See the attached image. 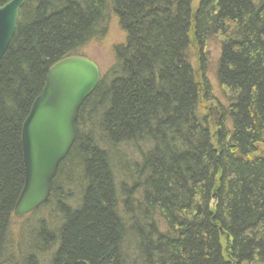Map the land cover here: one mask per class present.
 Segmentation results:
<instances>
[{
    "label": "trees",
    "instance_id": "1",
    "mask_svg": "<svg viewBox=\"0 0 264 264\" xmlns=\"http://www.w3.org/2000/svg\"><path fill=\"white\" fill-rule=\"evenodd\" d=\"M200 3L26 0L0 62V264H264V0ZM111 15L126 40L50 199L14 236L24 121L52 67L85 58ZM213 42L216 125L200 114Z\"/></svg>",
    "mask_w": 264,
    "mask_h": 264
},
{
    "label": "water",
    "instance_id": "2",
    "mask_svg": "<svg viewBox=\"0 0 264 264\" xmlns=\"http://www.w3.org/2000/svg\"><path fill=\"white\" fill-rule=\"evenodd\" d=\"M26 0L0 6V62L16 35L20 10ZM42 94L36 98L22 128L25 184L14 208L25 217L45 205L58 169L77 139L81 107L96 90L102 74L97 64L73 57L55 64Z\"/></svg>",
    "mask_w": 264,
    "mask_h": 264
},
{
    "label": "rangeland",
    "instance_id": "3",
    "mask_svg": "<svg viewBox=\"0 0 264 264\" xmlns=\"http://www.w3.org/2000/svg\"><path fill=\"white\" fill-rule=\"evenodd\" d=\"M202 0H193V8L197 10L200 6V2ZM109 22V31L105 38L101 40H95L89 44L86 49L84 50L85 58L91 61L92 63L97 64L100 74L105 75L107 71L113 66V47H117L119 44H123L125 42V35L121 28H119V23L117 18L114 16H110ZM221 53V47L218 43H211L208 50V72L207 78L211 83V88L214 91V101L209 102L207 105H203L200 108V114L210 116V122L213 125L217 122V114L214 111H219L220 107L225 106V101L222 98L221 91H219L216 80L215 74L217 72V63L219 60V56ZM195 61V62H194ZM193 61V67L197 70L198 60ZM219 118V117H218ZM214 131H216V127H213ZM48 214V213H47ZM47 218V217H46ZM30 217H25L23 219L16 218L13 220L14 226L12 232L14 236L19 235L20 231H22V227L30 222H35L34 220H29ZM45 219V218H44Z\"/></svg>",
    "mask_w": 264,
    "mask_h": 264
},
{
    "label": "bare ground",
    "instance_id": "4",
    "mask_svg": "<svg viewBox=\"0 0 264 264\" xmlns=\"http://www.w3.org/2000/svg\"><path fill=\"white\" fill-rule=\"evenodd\" d=\"M23 9V8H22ZM21 9V10H22ZM20 10V15H21V11ZM19 18H20V16H19ZM19 20V19H18ZM18 22V21H17ZM68 59V58H67ZM62 62V61H61ZM101 78H102V76H101ZM217 84V83H216ZM97 89V88H96ZM52 192V191H51ZM51 195V194H50ZM50 197V196H49ZM50 199V198H49ZM48 202V201H47ZM47 204V203H46ZM16 206V205H15ZM44 205H40L39 207H38V209H40L41 207H43ZM15 208V207H14ZM38 209H36V211L38 210ZM15 212V211H14ZM34 213H36V212H34ZM34 213H32V214H34ZM32 214H29V215H26L25 217H29L30 215H32ZM25 217H16L14 214H13V219H16V218H19V219H23V218H25Z\"/></svg>",
    "mask_w": 264,
    "mask_h": 264
}]
</instances>
